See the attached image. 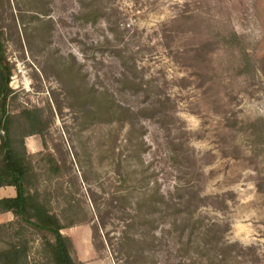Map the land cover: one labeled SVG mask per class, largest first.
Here are the masks:
<instances>
[{"label": "rangeland", "instance_id": "obj_1", "mask_svg": "<svg viewBox=\"0 0 264 264\" xmlns=\"http://www.w3.org/2000/svg\"><path fill=\"white\" fill-rule=\"evenodd\" d=\"M0 42L6 109H43L62 168L49 180L35 155L39 188L100 255L264 264V0H0ZM15 219L0 251L27 240L29 264H53Z\"/></svg>", "mask_w": 264, "mask_h": 264}, {"label": "trees", "instance_id": "obj_2", "mask_svg": "<svg viewBox=\"0 0 264 264\" xmlns=\"http://www.w3.org/2000/svg\"><path fill=\"white\" fill-rule=\"evenodd\" d=\"M10 76L11 67L0 42V185H13L17 189L16 197L0 199V213L11 211L16 219L10 224H26L41 233L44 252L51 263L77 264L72 252L73 243L62 233V229L75 226L76 222L68 220L64 223L55 213L57 206L54 203H59L62 194L40 190L42 175L36 170L33 157L43 155V160L48 162L46 173L49 180L59 178L62 168L50 153H29L25 144L27 136L40 135L45 146L43 109L26 108L19 114H9L6 105L10 94ZM13 124H16V130ZM63 197L64 206H58L62 208L59 213L64 215L76 207L72 196ZM125 239H129L128 235ZM29 249L27 240L10 243L0 251V264H29Z\"/></svg>", "mask_w": 264, "mask_h": 264}, {"label": "crops", "instance_id": "obj_3", "mask_svg": "<svg viewBox=\"0 0 264 264\" xmlns=\"http://www.w3.org/2000/svg\"><path fill=\"white\" fill-rule=\"evenodd\" d=\"M25 144L29 153L42 151L43 141L39 135H30L25 138ZM17 196V189L13 185H0V199ZM11 211L0 213V220L13 219ZM73 243V257L77 264H115L106 255H100L93 241L92 228L89 225L80 224L62 229Z\"/></svg>", "mask_w": 264, "mask_h": 264}]
</instances>
